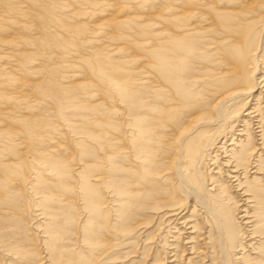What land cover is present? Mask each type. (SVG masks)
<instances>
[{
  "label": "bare ground",
  "instance_id": "bare-ground-1",
  "mask_svg": "<svg viewBox=\"0 0 264 264\" xmlns=\"http://www.w3.org/2000/svg\"><path fill=\"white\" fill-rule=\"evenodd\" d=\"M153 218L149 264H264V0H0V264Z\"/></svg>",
  "mask_w": 264,
  "mask_h": 264
},
{
  "label": "rangeland",
  "instance_id": "rangeland-1",
  "mask_svg": "<svg viewBox=\"0 0 264 264\" xmlns=\"http://www.w3.org/2000/svg\"><path fill=\"white\" fill-rule=\"evenodd\" d=\"M255 93V92H254ZM65 131V130H64ZM70 135H72V132H68ZM47 176V175H45ZM197 182H199L198 177H196ZM230 193L231 196L235 197V194L231 191V189L228 191ZM189 203H191V201H188ZM187 203V204H189ZM110 207L107 206L106 208V212L104 213V215L108 214V212L110 211L109 209ZM198 216V215H197ZM81 217V216H79ZM150 226L145 229L142 232H138L135 230H132L130 232H128L127 234L124 235H108L107 238L108 240L106 241V246L109 247V252H107V254H105V257L107 256H113L112 258H110V262H103L100 264H149L153 259H157V258H161L162 257V249L160 246H156L157 247V254L154 252L153 253V249L149 247L143 248L145 246H147L148 244H143L142 241L144 240V237L150 235L153 237L154 242H156V237H158L157 234L154 235V232L156 233V231H160L161 228V222L158 218H153L151 220ZM89 225V224H88ZM161 228V229H157ZM159 233V232H158ZM24 234L28 237L29 241H34L35 238H37L36 236L31 237L32 234H34V231L32 229H25L24 230ZM145 241V240H144ZM158 243H161L158 242ZM65 245L67 246V250L70 253V256L73 255L71 254L74 250L76 251L77 249L74 248L75 244H74V239H70L68 241L65 242ZM40 247V246H39ZM160 247V248H159ZM37 248V247H36ZM248 247H246L247 249ZM145 249V250H144ZM156 250V249H155ZM159 251V252H158ZM38 252H40V249L37 248L36 249V254H38ZM153 253V254H152ZM204 254V253H203ZM88 254L84 253V257H86ZM157 257V258H156ZM195 264H200V262H195ZM232 264H238L236 261L232 262Z\"/></svg>",
  "mask_w": 264,
  "mask_h": 264
}]
</instances>
